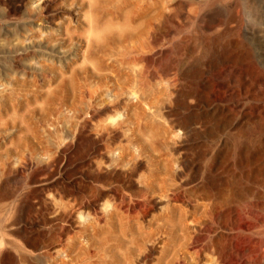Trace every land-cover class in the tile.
<instances>
[{
	"label": "rangeland",
	"instance_id": "obj_1",
	"mask_svg": "<svg viewBox=\"0 0 264 264\" xmlns=\"http://www.w3.org/2000/svg\"><path fill=\"white\" fill-rule=\"evenodd\" d=\"M50 1L23 0L9 16L0 3V264L9 258L19 263L23 251H31L28 259L37 264H136L139 258V264L190 262L196 244H187L192 240L183 228L200 220L204 206L200 200L188 203L189 197L214 184L220 190L225 183L231 190L209 220L218 226L221 213L228 214L227 246L220 257L205 252L202 262L264 264V238L249 245L240 231L244 186L251 193L247 222L264 231V189L254 174L243 180L238 137L245 96L248 108L264 121V0H237L252 36L242 42L251 60L236 64L217 63L231 39L217 42L222 25L205 18L218 13L225 22L230 0H94L91 10L90 0L82 6L61 0L72 11L54 23L47 22L43 9ZM93 19L96 28L89 27ZM89 37L104 45L94 58L82 55ZM129 47L135 57L126 59L120 53ZM121 56L127 62L121 64ZM108 62L110 70L116 69L113 74L122 75L123 85L113 77L100 81L97 69ZM114 101L119 105L112 107ZM248 129L253 150L264 137ZM82 132L90 136L83 148ZM83 165H137L134 184L150 194L152 209L139 223L124 220L133 232L128 243L115 246L100 237L87 253L69 255L60 248L49 261L38 255L43 250L34 253L25 241L38 239L54 214L63 212L67 190L81 188ZM257 169L264 171V153L250 162V170ZM111 211L114 205L105 201L94 211H77L68 237L87 247L90 242L79 237L78 227L88 224L93 212L105 217Z\"/></svg>",
	"mask_w": 264,
	"mask_h": 264
},
{
	"label": "bare ground",
	"instance_id": "obj_2",
	"mask_svg": "<svg viewBox=\"0 0 264 264\" xmlns=\"http://www.w3.org/2000/svg\"><path fill=\"white\" fill-rule=\"evenodd\" d=\"M22 1L23 0H0V3L5 7V15L9 16V15L14 14L18 10ZM61 2H63V1L51 0L49 2L50 4L47 3L46 5H44L43 9H44V13H45L47 22L54 23V21L56 19H59L60 17H64V15L70 14V12L72 10H70L69 7L61 4ZM71 2L74 4H78V6H82L85 4L83 0H70L69 4H71ZM230 2L231 3L229 4V6L231 9H230L229 15L227 16V19L225 20V22H224L225 18L222 15H219L218 13L205 14V18L207 16L209 19L212 20L211 23L214 24L213 26H215V25L221 26L222 25L221 28H219V29H221V34H220V37L218 38L217 42H220V41H222L221 43L225 42V40H224L225 36H227L226 38L231 39V41H226L224 43V50L225 51L223 50V52H221V54L217 55V61H219V62L216 61L217 63H224V62L230 61V62L236 64V63L240 62L241 60H249V59L251 60L249 54L245 53L243 51V44L244 43H242V42H243V40H247L250 36H252V32L246 25H244L242 23V17L238 11L239 9L237 8V6L239 7V4L237 5V0H230ZM88 3H87L88 7L91 10L95 5V1L90 0V2H88ZM222 10H224V9H222ZM249 16H251V15L249 14ZM225 17H226V15H225ZM88 22H89L88 24H89L90 28H96L97 23H95L96 21L94 19L91 21H88ZM143 30H145V29H143ZM141 32H142V30L140 31V33ZM126 35L127 34H125L124 38H126ZM119 37H122V36L120 35ZM111 38L109 37V39H111ZM204 38H205V36H204ZM209 38H208V40H209ZM258 38H260V37H258ZM89 39H91V38L89 37L88 40H86L84 45H83L84 48L82 50V55H83V57L90 56V58H94L96 53L102 52L104 50L103 49L104 45H101L98 43L93 44V39H92V42ZM191 40H192V38H191ZM191 40H190V42H191ZM121 41L123 42L124 40H121ZM108 42L109 41H107V43ZM114 42H116V41H113V43ZM217 42H215V40H214L211 43V45H213L214 43H217ZM105 44H106V41H105ZM120 44H122V43H120ZM125 46L126 45H124V47ZM110 47L111 46H109V48ZM219 47L220 46H218V50H219ZM215 48H217V47H215ZM105 49H107V48H105ZM125 49H128V48L125 47ZM125 49H123L124 52H122L124 54H122V53H120V54L124 55V56L128 55V56H126V59H129L131 57H133V58L135 57V56H133L134 55L133 53L131 54V52H134V50L133 51L131 50V49H134L133 47H131V48L129 47L130 51L129 50L125 51ZM91 55H94V57L93 56L91 57ZM108 55H110V54L108 53ZM121 57H123V56H121ZM86 58H88V57H86ZM124 58L125 57H123V60L121 59L122 61L120 60L121 64H123L126 61ZM118 60L119 59H117V61ZM114 61H116V59ZM114 61H112V62H114ZM180 61H181V59H180ZM131 63H133V62H131ZM108 64H109V62L106 64H103L105 66L104 68H102L103 67L102 66L101 68L98 67L100 69H97V72L101 73L100 81L107 83L108 79H111L113 77L112 79L115 82H117V86L123 85L124 84L123 82L125 80L121 79L122 75H119L118 73L113 74V72L116 69L113 67L114 69L111 68V70H110V68L108 67ZM113 64H110V65L112 66ZM115 67H116V65H115ZM181 67H183V66H181ZM180 71L178 70V72H180ZM142 73L143 72H141V74ZM180 79H182V78H180ZM248 98H249L248 95L244 97V102L246 104L245 103L243 104V106H242L243 108H242V110L239 114V118H238V120H239L238 137L240 139L239 156H240V161H241L242 170H243V178H244L243 180L246 182L249 179L250 174H254L255 178H257V180L259 181V184H260L259 188L264 189V171L262 172L259 169H257L256 171L250 170L251 160L254 157L261 156L264 153V139H259V142H258L259 144H257L258 147L254 148L252 150V148L249 146L250 145V137H249V129H248L251 126L253 133H255L258 137H260V136L264 137V126H263L264 121L257 113L253 112V110L251 111L248 108ZM113 104L114 105H112V107L119 105L115 101ZM106 109L108 110L110 108H106ZM93 115L94 114H92V115L90 114V117H92ZM203 119H204V117H203ZM174 125H176V124H174ZM194 127H196V126H194ZM104 129H106V128H104ZM183 131H185V129ZM193 132H195V131H193ZM86 133L87 132H82V134H81L82 135L81 143L83 145H80V146H82V148H83V146L85 147L87 145V143L90 141V136H89V134H86ZM103 139H105V138L103 137ZM107 140H108V144H111L113 142V136L110 135ZM136 166L137 165H131V166H129V168L124 169L120 165H110L109 167L107 165H83L82 168L84 170V174L82 175L81 188L77 192H71L70 190H67V200H66V205L64 206V209L62 208L63 212L58 211L59 213L56 212L57 214L54 212L55 213L54 216L49 221L50 224H48L49 225L48 229L46 231L42 230L41 233H38V239L34 240V242H30V240H26L25 241L26 245L30 248V250H33L34 253L36 251L43 250L42 252H44V253H40V254L38 253V255H40V256L42 255V257L46 258V259H47V257H49V261H52L53 260L52 254L59 251L60 248H64L65 249L64 251L67 252L69 255H74V253H77L78 250H82V251H85L87 253L90 250V247L92 246V244H94L96 241L99 242L100 237H102V240L105 242L114 243L115 246H116L115 242H120L121 240H122V242H125V243L126 242L128 243V241H131L133 238L132 237L133 232L130 231V229H131L130 225H127L126 224L127 221L124 222V220L128 219L129 223L131 220L139 223L138 221L143 220L145 218V216L147 215V213L150 211V209H152V204H151L150 196H149L150 194L148 195L147 192H144V190L141 189V187H138L134 184L135 180L133 179V177L137 173ZM206 174H207V172H206ZM230 190H231L230 185H228L227 183L222 185L220 187V190H219V187H216V185L214 184V187H212V189L206 190L205 192H203L199 196H194L193 199H191L189 197L190 201L188 203L196 202L197 200L198 201L200 200V201H202L204 209H203L202 216H201L200 220L194 222L193 225H191V226L183 228V232L187 235H190L187 237L192 240L191 243H187V244H192V243L196 244V249L193 250V252L190 255L188 254V256L191 258V261L190 262H188V261L184 262L186 258H183L184 260L182 261L183 262L182 264H203L202 257H203L205 252L214 253L218 257L223 255L224 250L227 246L224 242L225 234H226L224 226H226V224L229 220V216L227 213L222 212L221 215L219 216L221 222H217V224H219L218 226H215V223L213 225V223L209 219L211 218L212 214L215 212V210L218 207H219V209H221V205H222L221 203L225 199L224 195L227 196L226 193H229ZM249 194H251V193L244 186V190H242V192H241L242 202H241L240 208H242L241 210H242L243 217L245 219V222H244L245 224H244V227H242L240 231H241V234L243 235V237L245 236L246 238H248L249 245H256L260 241H262V239L264 238V231H260L259 229L257 230V229L252 228V226H253L252 223L250 226V224H248V222H247V219H249L251 217V216H249V213H248V208H249L248 197H249ZM181 197H182V195H181ZM101 201L111 202L114 205V211L109 212L108 214L105 215V217H103L102 215H98L96 212H93V218L89 220L88 224H85L83 222L84 225H81L79 227L77 226L80 229V231L78 232L79 237H81V235H82V236L86 237V239L89 240V242H90L87 245V247L85 246L86 244L85 245L82 244L84 246L78 245V243L74 239L68 237L70 235V232L72 231V229L76 226L75 225L76 220H74V218H73L74 214L77 211H90V210L94 211V209L100 204ZM179 204H181V203H179ZM181 208H183V207H181ZM116 211H119L123 215L118 216V212H116ZM117 218H118V223L115 222V220ZM177 221H178V219H177ZM137 223H135V224H137ZM136 228H137V230H141L139 228V226H137ZM203 228H205V229L207 228V230H206L207 234L205 235L204 238H200L202 235V229ZM231 230L232 229H229V231H231ZM128 231H130V232H128ZM237 233L238 232H234L235 235H237ZM143 235H144V233H143ZM146 237H149V234H147ZM66 239H67V241H66ZM159 240L161 241V236L158 237L157 239H154L153 241H151L150 245H148L149 249L154 248L157 245ZM184 240H185V238H184ZM7 241H8V239H7ZM9 242H12V241L10 240ZM17 246H19V245H17ZM139 247H140V245H139ZM138 249H140V248H138ZM19 251H23V250L19 249ZM29 252H31V251L19 252V256H18L19 263H17V264H20V263L21 264H37L36 262L28 259L27 254ZM77 255H78V253H77ZM65 258H67V257H65ZM9 259H12V260L11 261L9 260V262L6 264H16L14 258H9ZM139 262H140V258L136 261V264H139ZM174 262L172 260V262H169L167 264H179L178 260H176V259H174ZM50 264H56V263L51 262ZM127 264H129V263H127Z\"/></svg>",
	"mask_w": 264,
	"mask_h": 264
}]
</instances>
